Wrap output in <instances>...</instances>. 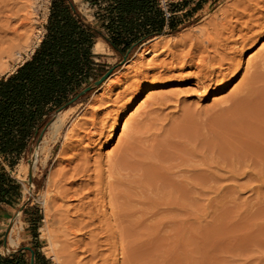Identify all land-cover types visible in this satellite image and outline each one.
Segmentation results:
<instances>
[{"label": "rangeland", "instance_id": "1", "mask_svg": "<svg viewBox=\"0 0 264 264\" xmlns=\"http://www.w3.org/2000/svg\"><path fill=\"white\" fill-rule=\"evenodd\" d=\"M167 1L177 32L161 35L162 41L190 38L176 51L181 58L191 51L193 41H204L202 37L210 32L217 44L212 42L207 50L216 61L212 59L207 68L199 70L189 62H173L171 51L154 50L137 65L122 70L139 47L123 61L100 38L97 50L93 48L99 56L95 63L105 71L115 70L98 87L101 90L55 113L51 123L66 112L61 136H51L50 124L31 154L11 170L22 184V197L0 223L2 255L30 247L34 256L40 253L49 264H87L84 250L91 247L86 245L91 244L87 234L78 235L75 229L76 240L81 241L77 261L65 254L63 243H56L54 259L41 233L47 177L73 123L78 126L79 139L87 128L98 132L93 144L74 141L76 136L71 140L80 147L77 155L84 153L92 166L89 188L104 198L100 212L106 215L100 213L104 222H98L103 230L95 231L100 242H107L99 245L100 250L106 249L105 264H264V75L257 78L254 74L264 56V26L231 36L227 21L234 25L236 19L228 15L238 0ZM253 1L258 11L251 20L264 15V1ZM73 3L86 22L94 25L95 8L84 0ZM50 7L51 0H0V33L6 26L8 32H4L13 39L14 48L0 78L13 73L40 45ZM246 18H240V23H247L250 18ZM246 32L251 40L243 41L239 36ZM235 47L239 51L234 53ZM193 51L197 59L199 52ZM226 83L230 84L224 88ZM68 153L65 157L73 155ZM89 199L94 195L84 202ZM38 218L40 222L34 225ZM57 223L50 227L52 231L60 229Z\"/></svg>", "mask_w": 264, "mask_h": 264}, {"label": "trees", "instance_id": "2", "mask_svg": "<svg viewBox=\"0 0 264 264\" xmlns=\"http://www.w3.org/2000/svg\"><path fill=\"white\" fill-rule=\"evenodd\" d=\"M84 1L95 8L94 25L86 22L73 0H51L40 45L13 73L0 78V223L19 206L22 192L5 166L12 170L31 154L57 110L105 74L95 63L97 41L101 38L123 59L146 41L177 32L174 19L165 20L157 0ZM35 221L38 225L40 219ZM2 245L0 236V249ZM30 259V252L21 248L0 253V264H30ZM34 264L49 263L35 253Z\"/></svg>", "mask_w": 264, "mask_h": 264}, {"label": "bare ground", "instance_id": "3", "mask_svg": "<svg viewBox=\"0 0 264 264\" xmlns=\"http://www.w3.org/2000/svg\"><path fill=\"white\" fill-rule=\"evenodd\" d=\"M238 1H236L237 4L233 5L232 13H230L228 15V17L230 15L232 16V18L230 20H232L233 17L236 19V20L232 21V22H234V25H232L231 21H227V23H229L228 25H229V28H230V31H229L230 35L234 36L236 32H240L241 33L243 29H246V31H248V33H250V32H252V30L255 27H263L264 26V15L262 13H261L262 15H259L260 17H258V18L255 17L256 19L253 18L251 20V18L254 17L253 14H255V12L258 11V8H257V4L258 3H254L255 1H253V0H238ZM262 1H264V0H262ZM27 2H29V1H27ZM27 5H30V4H26V5H24V7H26ZM26 8H28V6ZM262 9H264V8L262 7ZM222 10H224V9L222 8ZM259 10H261V9H259ZM29 13H30L29 11L26 12V15H25L26 18H28ZM243 17L250 18L247 23L244 21L245 22L244 25L242 23H240V21H241L240 18H243ZM222 18H223V16H222ZM226 20H227V18H226ZM6 23L10 24V21L6 20ZM249 24H251V25H249ZM5 28H6V26L4 27L3 32L0 33V70L3 69V66L5 65L7 60L13 55V51H14L13 44H12L13 39L8 37V35H7L8 31ZM225 28H226V26H225ZM4 30H6L7 32H4ZM202 31L200 32L201 34H202ZM209 33L205 34L206 37H202V39L205 38V40L203 39L204 41L198 42L196 40L197 42H195V41H193V43L190 42L191 43V48H190L191 51L190 52L187 51L189 53L187 55L181 57V58H180L181 55L179 53L177 54L176 51L181 49L182 47H185L186 44L189 43V42H186V41H188L186 39H190V38H186L185 41L182 40V41H171V42H170V40H168L166 42H163L162 41V36H157L155 38H152V39L148 40L147 42L143 43L138 48L137 52L128 61L129 65L126 66V67L124 66L122 68V70L123 69H128L130 66L137 65L144 58V56H147V55L151 54L154 50H162L161 52L171 51V53H172L171 54V59H173V62H175L174 60H176V61L180 60V62H183L184 64L189 62L188 63L189 66H193V65L195 66L196 65L195 67L197 69L203 68V67L205 68L206 66H209L208 63L212 59H213V62L216 61L210 55V53L212 51L210 52V51L207 50V48H208L207 46L209 45V47H210L211 44L213 45L212 42H214V41H212L213 38L209 36ZM218 35H219V33L217 34V36ZM236 36H237V34H236ZM215 37H216V35H215ZM226 37H228L227 40L230 39L229 38L230 36L226 35ZM239 37L242 38L243 41L245 39L251 40V37H249L247 32H246L245 35H242V36H239ZM244 37H246V38H244ZM210 38H212V39H210ZM239 40H241V39H239ZM16 41H19V40H16ZM220 41H219V43H220ZM225 41L226 40H224V42ZM232 41H233V39H232ZM236 41H237V39H236ZM146 43H149V45L146 46ZM241 43H240L239 47H241ZM216 44L217 43H215V45ZM16 46H17V44H16ZM98 46H99V43L95 45V48H94L95 51L97 50ZM170 46L172 48H170ZM232 47H231V49H232ZM228 48H230V47H228ZM262 48H264V47H262ZM214 49H215L214 51H216V46H215ZM237 49H238V47H237ZM193 50H195V52L198 51L199 54H200L199 55L198 53L197 54L195 53L197 55V59L192 55V51ZM236 51L237 50H236V47H235V50H233V52L235 53ZM33 52H34V49L31 51V53H33ZM217 52H214V54L217 53ZM228 53H230V52L228 51ZM215 59H217V58H215ZM231 60L232 59L230 58V62H231ZM220 61H221V59H220ZM225 61H227V60H225ZM222 62H223V59H222ZM217 63H218V60H217ZM232 63H233V61H232ZM231 64H230V67H231ZM232 66H233V64H232ZM218 67H216V68H218ZM212 68H215V67H212ZM204 70H206V69H203L202 71L204 72ZM208 70H209V68H208ZM214 71H215V69H213L212 74H214L213 73ZM119 73H121V72H116L115 74L118 75ZM254 74L256 75L257 78L264 75V56L260 60L259 64L257 63ZM252 76H253V74H252ZM261 78H263V77H261ZM254 79H255V76H254ZM108 81H109V79L104 84L105 88H106V85H108ZM255 81L256 80H254V82ZM229 84L230 83H226L225 86H223V87L227 88L229 86ZM252 84H253V82H252ZM256 87H258V86H256ZM102 88L103 87H101V89ZM98 89L101 90L100 88H98ZM262 90H263V88H262ZM97 91H94L93 95ZM257 91H259V90H257ZM260 98H261V96H260ZM249 99H250V97H249ZM256 113H258V112H256ZM65 114H66V112L57 115L56 119L51 123L50 134H51V136L53 138H58V137L61 136V132H62L63 126L65 125L64 124L65 123V117H66ZM76 127L78 128L77 124H73L72 123L71 127L68 129V131H66V133L64 135V143L62 144L61 150H60L55 162L53 163L52 168H51V170L49 172V175L47 177L46 191H45V193H43V203H44V206H45V220H44L45 221V226L43 228H41V231H42L41 233H43V237H45L48 240V243L50 245V253L48 252V254H51L54 259L56 258V253H55V247L57 245L56 243H59V244L63 243V244H60L62 246L61 248L63 249L64 252H67L65 254L68 255L71 260H74L75 258L76 259L78 258L77 257L78 256L77 255V250L79 251V249H80V244L79 243L81 242L80 240H76L77 234H76V230L75 229H78V235L79 234L82 235L83 233H85V234L88 235L87 237H89V239H90L89 243H91V244H86V245H90L91 247L90 248L87 247L84 250V252L88 253V255H87L89 257L88 262H90V264H98V262L101 260L103 262V264H105L106 263V261H105L106 259L105 258L107 256L104 255L103 253L106 251V249L103 250L104 252L102 250H100L101 247H102V245H101L102 241L100 242L99 239L101 237L98 238V234L99 233L97 234L96 233L97 230L95 231V228H97V229L101 228L102 229V225L99 227L98 222H99V224L104 222L103 220L101 222V220L99 218L100 217L99 216L100 213L104 212L103 213L104 216L106 215L105 211L100 212V207L104 206V205L103 206L100 205L101 204L100 202H102V201H100V199H102L103 196L101 195L100 197H98V195H100V193L94 192L93 188H92V191H91V189L89 188V186H91L90 185V180L92 179L91 175H93V174H91L92 172L90 173V168L92 166H90L91 164H90V162L88 160V157H86L85 155H81V154H84V153L81 152L80 155H77V152H78L77 149H78L79 145L76 144L77 146L76 145L74 146V142L71 140V139L74 138V136L77 137V138L75 137L76 139H79V137H78L79 133L75 132ZM81 128H83V127H80V129ZM84 132H85L84 136H82L79 140L74 139V141H78L79 143H84L85 141H87L88 144H93V141H95V140H93V138L98 134L97 130L94 129V127H93V128H87ZM81 150H79V151H81ZM68 152H70V153L73 152V155L71 157L70 156L69 157H65L66 154H69ZM62 163H65V165L63 166L64 168L63 167L62 168L58 167L59 169L56 168L58 165L62 166ZM93 172L95 173V171H93ZM99 176H100V173H99V175L97 177H99ZM94 177L96 178V176H94ZM94 180H96V182L98 183L97 179H94ZM99 181H100V179H99ZM97 187H98V185H97ZM97 190H99V188ZM100 192H101V190H100ZM89 195L90 196L94 195V199L93 200L89 199L90 201L84 202L85 199H87L89 197ZM76 202H77V204H76ZM101 210H102V208H101ZM75 218H77V219L74 220ZM55 220L58 221V223L56 225H59L60 229L56 230V228H53V231H52L50 229V227L54 226L52 224L55 223ZM95 223H97V226L95 225ZM92 226H95V227L92 228ZM54 229H55V231H54ZM102 235H104V233H102ZM100 236H101V233H100ZM106 238H107V235H106V237L104 239H106ZM104 239H102V240H104ZM9 241H10L11 244L13 243L12 239H10ZM105 243H107V242H104V244ZM99 245H101V247ZM103 248H104V246H103ZM104 256H106V257H104ZM77 261H78V259H77ZM88 262H87V264H88ZM76 264H78V263L76 262Z\"/></svg>", "mask_w": 264, "mask_h": 264}, {"label": "water", "instance_id": "4", "mask_svg": "<svg viewBox=\"0 0 264 264\" xmlns=\"http://www.w3.org/2000/svg\"><path fill=\"white\" fill-rule=\"evenodd\" d=\"M126 58H127V56H125L123 58V61H126ZM114 70H115V67H112V68L108 69L105 72V74L103 76H101L98 80L94 81L91 86H86L79 93H77L75 96H73L66 104L61 106L57 110L56 114L66 110L67 108H69L72 105L76 104L82 98H84L87 94H89L91 92H94L98 87H100L104 83V81L114 72ZM50 124H51V121L40 132L39 137H38V142L41 141V139L43 138V136H44V134H45V132H46V130L49 127ZM4 246H5V242H4ZM21 249L30 252V255H31L30 264H34V251H33V249H31L30 247H22Z\"/></svg>", "mask_w": 264, "mask_h": 264}, {"label": "built area", "instance_id": "5", "mask_svg": "<svg viewBox=\"0 0 264 264\" xmlns=\"http://www.w3.org/2000/svg\"><path fill=\"white\" fill-rule=\"evenodd\" d=\"M157 1L164 13L165 20L167 21L172 16V12L168 8V1L167 0H157Z\"/></svg>", "mask_w": 264, "mask_h": 264}, {"label": "crops", "instance_id": "6", "mask_svg": "<svg viewBox=\"0 0 264 264\" xmlns=\"http://www.w3.org/2000/svg\"><path fill=\"white\" fill-rule=\"evenodd\" d=\"M6 167V169H7V171L9 172V174L16 180V181H18L13 175H12V172H11V169L10 168H8L7 166H5ZM19 182V181H18ZM20 183V182H19ZM21 184V183H20ZM21 186H22V184H21ZM21 197H22V192H21ZM10 210H13V209H10Z\"/></svg>", "mask_w": 264, "mask_h": 264}]
</instances>
